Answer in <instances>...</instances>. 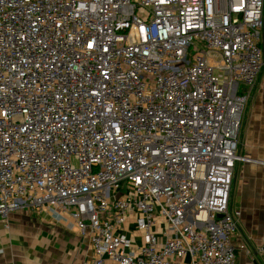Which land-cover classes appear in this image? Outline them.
<instances>
[{"label": "built area", "instance_id": "built-area-1", "mask_svg": "<svg viewBox=\"0 0 264 264\" xmlns=\"http://www.w3.org/2000/svg\"><path fill=\"white\" fill-rule=\"evenodd\" d=\"M263 9L0 0V217L75 225L92 251L78 264H236L233 170L253 160L235 133Z\"/></svg>", "mask_w": 264, "mask_h": 264}, {"label": "crops", "instance_id": "crops-1", "mask_svg": "<svg viewBox=\"0 0 264 264\" xmlns=\"http://www.w3.org/2000/svg\"><path fill=\"white\" fill-rule=\"evenodd\" d=\"M260 46L264 59V9ZM244 92L237 154L253 161L234 166L229 206L239 210L240 218L232 241L236 264H264V64L254 86ZM91 255L89 239L47 211L18 210L0 217V264H78Z\"/></svg>", "mask_w": 264, "mask_h": 264}, {"label": "rangeland", "instance_id": "rangeland-1", "mask_svg": "<svg viewBox=\"0 0 264 264\" xmlns=\"http://www.w3.org/2000/svg\"><path fill=\"white\" fill-rule=\"evenodd\" d=\"M245 94H247V92H243ZM246 103H247V97H246V102L245 103H242L241 107H240V117H239V128L238 130L236 131L235 133V139L236 141L238 142V137H239V131H240V122H241V117H242V113L246 107ZM236 152H237V145H236ZM238 155V154H237ZM239 157H241V155H238ZM237 163L240 162V160L236 161Z\"/></svg>", "mask_w": 264, "mask_h": 264}]
</instances>
